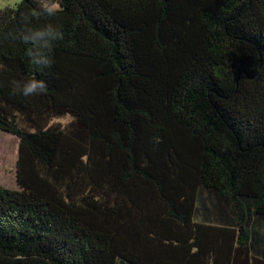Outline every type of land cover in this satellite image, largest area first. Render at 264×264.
<instances>
[{"label":"trees","instance_id":"obj_1","mask_svg":"<svg viewBox=\"0 0 264 264\" xmlns=\"http://www.w3.org/2000/svg\"><path fill=\"white\" fill-rule=\"evenodd\" d=\"M46 2L0 11V264H264V0Z\"/></svg>","mask_w":264,"mask_h":264},{"label":"clouds","instance_id":"obj_2","mask_svg":"<svg viewBox=\"0 0 264 264\" xmlns=\"http://www.w3.org/2000/svg\"><path fill=\"white\" fill-rule=\"evenodd\" d=\"M44 12L47 13L49 16L55 15L58 11H60V4L58 0H47L46 3L42 5ZM42 15L41 12H38L36 8L30 9L28 13L27 20L28 22H31L32 20H38L40 16ZM61 27V26H60ZM33 33L35 37L43 39L45 36H48L51 39L54 40H63L64 34L63 33H57L52 30L51 25L49 24L48 27L44 30H40L39 28L33 29ZM21 39L26 44L27 38L21 34ZM27 55L30 58V62L34 65H37V61L34 59V57L31 55L30 50L27 49ZM50 63L49 59H46L44 62V65H48ZM14 84H17L18 82H13ZM14 91H19L22 95L25 97L33 96V95H39L43 94L47 91V85L43 80H37L36 78H29L22 90L21 89H14Z\"/></svg>","mask_w":264,"mask_h":264},{"label":"rangeland","instance_id":"obj_3","mask_svg":"<svg viewBox=\"0 0 264 264\" xmlns=\"http://www.w3.org/2000/svg\"><path fill=\"white\" fill-rule=\"evenodd\" d=\"M22 0H0V11L6 8H15L21 3ZM56 122L66 124L68 120L62 119ZM20 140L18 137L0 131V189L8 191L19 190L17 178H16V164L18 161V148ZM8 147L15 148V155L12 160L7 164L3 165L2 160L6 154L5 149ZM5 151V153H4ZM8 171V172H7ZM9 173V175H7Z\"/></svg>","mask_w":264,"mask_h":264},{"label":"bare ground","instance_id":"obj_4","mask_svg":"<svg viewBox=\"0 0 264 264\" xmlns=\"http://www.w3.org/2000/svg\"><path fill=\"white\" fill-rule=\"evenodd\" d=\"M5 151H6V154H5V156H4L3 160H2V164L4 166L7 165L12 160V158L14 157L15 148L8 147V148L5 149ZM5 151H4V153H5ZM7 175H9V173H7Z\"/></svg>","mask_w":264,"mask_h":264},{"label":"water","instance_id":"obj_5","mask_svg":"<svg viewBox=\"0 0 264 264\" xmlns=\"http://www.w3.org/2000/svg\"><path fill=\"white\" fill-rule=\"evenodd\" d=\"M20 153H21V148H20V145H19V148H18V158L20 157Z\"/></svg>","mask_w":264,"mask_h":264}]
</instances>
